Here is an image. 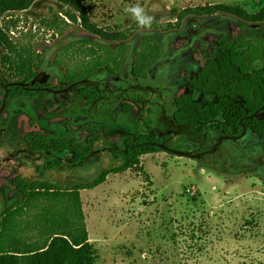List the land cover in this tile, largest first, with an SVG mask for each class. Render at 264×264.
Returning a JSON list of instances; mask_svg holds the SVG:
<instances>
[{"label": "rangeland", "instance_id": "rangeland-1", "mask_svg": "<svg viewBox=\"0 0 264 264\" xmlns=\"http://www.w3.org/2000/svg\"><path fill=\"white\" fill-rule=\"evenodd\" d=\"M78 1L88 10L93 25L113 41H101L80 24L65 25L57 18L62 17L63 5L50 0H39L26 11L7 14L0 26L16 23L8 36L16 43L32 45L41 55L37 73L52 75L53 84L63 82L67 71H76L83 62L92 60L88 57L84 61L85 54L76 52L81 48L87 51L95 44L126 48L119 71L111 74L102 69L88 78L95 84L109 80L115 89L130 88L125 96L101 100L100 111L87 113L95 121L108 119L105 142L111 149L96 154L84 166L58 167L40 173L50 162L68 163L72 155L62 151L47 154L43 160L42 155L27 154L26 135L41 134L47 141L69 142V136L76 134L74 145L84 143L87 136L81 126L85 125L86 107L76 94L69 101L36 95L10 102L4 120L9 118L10 122L13 118L11 137L0 138V216L21 200L13 186L17 177L63 189L91 185L105 171L124 165V142L129 139L124 129L154 137L165 131L160 121L163 117L156 118L159 113L154 105L160 104L165 113L171 114L175 99L182 94L202 104L213 101L189 88L188 82L206 61L219 58V42L244 35L251 29L250 24L233 15L197 16L187 11L239 5L256 14L264 8V0ZM137 6L151 17L150 26L142 27L131 13L130 9ZM49 21L60 27L50 28ZM259 30H264V22ZM122 34L128 36L126 42L119 40ZM152 39L159 43L160 53L152 58L146 78L136 80L131 77L136 50L146 42L153 43ZM84 41L89 44L81 45ZM70 45L73 48L66 50ZM5 54L6 49L0 47V79L5 83L19 82L1 66ZM261 68L264 63L259 62L255 69ZM116 78L120 83H115ZM146 86L158 89L160 98L153 96V90L130 91ZM120 100L126 108L133 102L134 108L123 112L118 105ZM151 102L150 109L138 108V104L142 108ZM88 127L97 130L95 125L85 126ZM209 135L204 143L200 132L196 137L179 134L171 139L169 147L198 155L213 148L220 138L216 132ZM101 137L102 132L94 135V139ZM159 138L162 140L163 136L159 134ZM103 142L100 140L94 150L105 149ZM226 144L231 151L223 157L211 153L194 159L165 152L143 156L139 169L111 174L103 185L82 191L96 264H264V135L248 132L235 146Z\"/></svg>", "mask_w": 264, "mask_h": 264}, {"label": "trees", "instance_id": "trees-1", "mask_svg": "<svg viewBox=\"0 0 264 264\" xmlns=\"http://www.w3.org/2000/svg\"><path fill=\"white\" fill-rule=\"evenodd\" d=\"M37 1L0 0V22L7 14L26 11ZM50 1L63 5L62 17L57 18L65 25L66 22L80 24L86 32L101 41H113L93 25L88 10L78 0ZM189 13L197 16L233 15L249 23L251 29L233 40L220 42L219 58L206 61L189 80L192 90L204 97H212L213 101L202 104L190 95L182 94L175 100L174 121L183 128L184 134L196 137L200 132L204 143L210 139L211 132L238 138L247 128L255 135H264V120L251 117L258 111L263 112L264 107V68L255 69L259 62L264 63V30H259L264 22V8L259 13L250 14L239 5H214L187 11ZM49 25L50 28L60 27L57 22L49 21ZM16 27L13 21L0 26V47L7 51L2 57L1 66L19 82H29L37 75L41 55L33 50L30 43L25 45L10 39L8 34ZM118 38L125 42L128 40L125 34ZM152 41L136 50L132 69L136 77L144 78L152 58L160 53L159 43L154 39ZM88 44L89 41L81 42V45ZM66 48L70 50L73 47L70 45ZM76 52L85 54L84 61L88 57H92V60L83 62L76 71H67L65 79L69 82L86 80L102 69L109 73L119 71L126 48L120 46L111 49L95 44L87 51L81 48ZM21 94L22 88L15 87L10 97L17 99ZM90 97L95 99L97 93L90 94ZM27 144L35 154L42 150L71 151L74 154L73 162H79L91 153L65 140H44L41 134L27 139ZM163 152L154 136L136 132L125 141L124 165L105 171L91 185L63 189L52 183L28 182L17 177L13 186L21 194V200L0 216V264H96L97 256L89 238L82 191L103 185L111 174L139 169L143 156ZM169 154L181 156L173 152ZM60 164L51 162L47 169H55Z\"/></svg>", "mask_w": 264, "mask_h": 264}, {"label": "flooded vegetation", "instance_id": "flooded-vegetation-1", "mask_svg": "<svg viewBox=\"0 0 264 264\" xmlns=\"http://www.w3.org/2000/svg\"><path fill=\"white\" fill-rule=\"evenodd\" d=\"M42 74H46L49 77V80L47 81V83L37 82L36 85L30 86V83L36 77H39ZM131 77H133L136 80H142V79L146 78L145 76H144L145 78L136 77V76H134L132 71H131ZM35 78L29 82H22V83L21 82H15V81L10 82V83H5L0 79V91L2 90L0 93V94H2V97L0 98V138L8 139L9 137H11V135L9 133V129H10V126H12L11 121L13 120V118H11L10 122L8 121L9 118L7 119V122H6V120H4V118H5L4 115L8 111V107L10 105V102L18 101V100H20V98H23V97H30V96L34 97L36 95H43V96L46 95V96H54V97L58 96V97L64 98L65 100L68 99L67 101H69V99L74 100V98H76V97L73 94H76L77 97L80 98V100H82V103L86 107L85 111L83 112V114H85V116H86V117H84L86 119L85 125L81 126V130L83 132L85 131V134L87 137L85 138V142L80 143L79 146H82L83 149H86V150L88 149L91 153L89 155H87L86 157H84L81 161H79V162L74 161L73 162L74 154L71 151L65 150V151L70 152L72 157L70 158L69 162L66 164L58 162L61 164L58 165L56 168L60 167L63 169V168H65V166L70 167V168H77L80 166H84L85 164L89 163L92 160V158H94V156L96 154L103 152L104 150L110 151V149H111L110 146L108 144H106V142H105V140H106L105 137L108 136L107 130H106L108 127V124L106 121L108 119L105 118V120H104V117H103L101 120L98 119L97 121H95V119L93 117H89V115L87 113H89L90 110L91 111L92 110L100 111V108H99L100 102H101V100L102 101L105 100L106 97L111 98V96H114V97L119 98V97L125 96L127 93H130V92H128V89H130L129 87L128 88L122 87V88L115 89L112 86H110L111 84H110L109 80H105V82H103L104 84H102V83L95 84V83H92L88 78L86 80H83V81H75V82H69L65 79L63 82L53 84V83H50V81L52 79V75L47 74V73H41V72H38L37 75L35 76ZM115 83H117V84L120 83V82H118L117 78L115 79ZM188 86H189V83H188ZM15 87H21L22 88V94L17 99H15V98L13 99L10 97V92ZM130 91L141 92V90H135V91L130 90ZM94 93H97V97L95 99L93 97H90V94H94ZM151 93H153V92H151ZM160 95H161V92L158 89H156L153 93L154 97L160 98ZM131 104H132V106H130L129 109L126 110L125 109L126 107L124 106L123 101L120 100L118 102V105L120 106L121 110H123V112H126V111L133 109L134 108L133 102ZM140 106H141V104H138L139 109L147 110L148 108L150 109L153 107V103L151 102V104L142 105V108ZM105 107L106 106H104V108ZM153 108L156 109L157 112L159 113L156 116V118L160 119L159 115H162L163 120L160 119V121L163 123L164 129H165V131L159 132L158 137H154V139L158 145L163 144L165 147L170 148L169 144H170L171 139L175 136H178L179 134L184 133L183 128L181 126H178L176 124V122L174 121V113L176 111V103L174 101V111L171 114L165 113L163 110V107H161L160 104L154 105ZM139 113L141 114L142 111H139ZM12 117H13V115H12ZM90 125L91 126L92 125L97 126V130L94 127L92 129L90 127H88L89 129L85 128V126L87 127ZM244 129H246V132L244 133V130H243L242 135L238 138H234L232 136H224V135L221 136L220 135L218 142L213 146V148L210 149L211 151L210 150L208 151L205 149L204 152L199 153L198 155H191L190 153H183V152H179L176 149L175 150L172 148H170V149L175 152V154L173 153L174 155L180 154L182 157H192L194 159H202L204 156H207L211 153L218 154V155L223 157V156L228 155L231 151V149H230L231 146L229 144H228L229 146H227L226 142L232 143L233 144L232 146H235L236 144H234V143L236 141H239L240 139H242L249 132L247 130V128H244ZM99 132H102L103 137H101L100 139H97V138L94 139V135L98 134ZM123 132L125 133V135H129V136L136 134L133 131H131L133 133H131V132L127 133L125 129L123 130ZM135 132H139V130L135 129ZM68 133L69 134L71 133L70 129H69ZM159 134H161L163 136L162 140H160ZM75 135L69 136V140H70L69 143H71V145H74V142H76V140L78 139V138H75ZM29 136H32V135L27 134L25 139H24V142L27 145V148L25 151H27V154L35 155V153L29 149V146L27 144V139H30ZM43 139L46 140L44 135H43ZM100 140L104 141L102 143V147H104L105 149L94 150V148H96L95 146H98ZM53 141H58V140H53ZM231 141H233V142H231ZM124 144H125V142H124ZM74 146H76V145H74ZM61 152L62 151L48 152V151L42 150L38 154L42 155L43 160H45V157L47 156V154L57 155V154H60ZM165 153H167V152H165ZM169 153L170 152H168L167 154H169ZM169 155H171V154H169ZM21 163H23V161H21ZM50 163H48V164H50ZM53 163H55V162L53 161ZM39 170H40V168H39ZM50 170H54V169H50ZM44 171H49V169H47V166H44V168H42L40 170V173H43Z\"/></svg>", "mask_w": 264, "mask_h": 264}, {"label": "water", "instance_id": "water-1", "mask_svg": "<svg viewBox=\"0 0 264 264\" xmlns=\"http://www.w3.org/2000/svg\"><path fill=\"white\" fill-rule=\"evenodd\" d=\"M49 80V77L46 75V74H42L40 75L39 77H36L31 83H30V86H34L37 84V82H40V83H47V81ZM135 89L137 90H141L143 92H149L150 90H153L155 91L156 89H153V88H150V87H144V88H139V87H134ZM262 111L263 112H256L255 114H253L251 117L253 118H257L259 120H264V107L262 108ZM246 132V129H244V133ZM160 148L163 149V151L165 152H173L175 153L173 150H171L170 148L168 147H165L163 144L159 145Z\"/></svg>", "mask_w": 264, "mask_h": 264}, {"label": "clouds", "instance_id": "clouds-1", "mask_svg": "<svg viewBox=\"0 0 264 264\" xmlns=\"http://www.w3.org/2000/svg\"><path fill=\"white\" fill-rule=\"evenodd\" d=\"M130 11L142 27L150 26L151 17L146 16L142 8L137 6V7L130 9Z\"/></svg>", "mask_w": 264, "mask_h": 264}]
</instances>
